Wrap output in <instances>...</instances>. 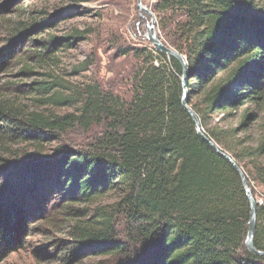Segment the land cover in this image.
<instances>
[{
    "label": "trees",
    "instance_id": "1",
    "mask_svg": "<svg viewBox=\"0 0 264 264\" xmlns=\"http://www.w3.org/2000/svg\"><path fill=\"white\" fill-rule=\"evenodd\" d=\"M153 12L165 42L186 60L188 103L202 129L248 183L264 186V128L258 137L241 135L259 115L246 109L238 127L208 128L217 111L227 118L247 103L264 108V0H156ZM34 23L12 19L5 40L14 42ZM14 49H0V70ZM153 51L141 53L131 100L96 86L77 98H56L55 91L47 99L75 110L46 115L0 98V262L24 246L34 214L51 196L59 195L72 223L87 216L76 203L117 192L113 204L74 221L69 232L77 243L92 242L124 263L264 264V255L246 247L251 204L239 171L198 135L183 107L180 60ZM95 125L103 131L90 151L63 146L59 159L44 153L46 143ZM22 143L35 148L7 146ZM257 204L254 245L264 252V202ZM65 248L69 257L79 246Z\"/></svg>",
    "mask_w": 264,
    "mask_h": 264
},
{
    "label": "rangeland",
    "instance_id": "2",
    "mask_svg": "<svg viewBox=\"0 0 264 264\" xmlns=\"http://www.w3.org/2000/svg\"><path fill=\"white\" fill-rule=\"evenodd\" d=\"M155 2L142 0L151 11ZM0 6L6 7L0 13V49L6 51L15 47L14 56L7 59L0 70L1 99H9L25 112L34 110L46 115H63L75 110V106L53 103L50 99L54 98L55 91L56 98H77L90 86H96L103 92L131 100L134 77L143 64L141 53L154 48L148 36L151 17L139 9L138 0H0ZM12 19L31 24L35 21L36 24L29 26L14 42H9L5 40L6 27ZM157 30L167 44L158 23ZM155 64L159 65L158 60ZM55 84L60 86L50 93L45 92L46 87ZM246 109L259 116L250 130L241 135L252 133L258 137L264 128V108L260 110L248 103L227 118L215 112L208 128L238 127ZM102 131V126L96 125L88 131L76 128L43 145V151L54 154L57 159L61 158L57 153L63 146L79 153L90 151ZM7 146L26 151L35 148L30 143ZM248 185L254 189L257 201L264 202V186L250 179ZM60 200L59 195L48 198V204L44 203L46 210L34 214L24 246L11 252L0 264L138 263L136 259L124 263L126 259L102 255L94 243L86 242L83 246L69 232L74 221L96 213L97 205L110 206L117 201V192L95 203H76L73 208L83 209L87 216L72 220V223L65 220V208L59 206ZM75 245L79 249L68 257L65 247Z\"/></svg>",
    "mask_w": 264,
    "mask_h": 264
},
{
    "label": "water",
    "instance_id": "3",
    "mask_svg": "<svg viewBox=\"0 0 264 264\" xmlns=\"http://www.w3.org/2000/svg\"><path fill=\"white\" fill-rule=\"evenodd\" d=\"M138 6L141 11H144L151 17V24L148 27V36L152 44L154 45V47L170 56L176 57L177 59L180 60V62L183 65L182 84H183L184 92H183V97H182V104L185 110L194 119L196 123L198 135L206 143H208L215 151H217L220 155H222L228 161H230V163H232V165H234L235 168L239 171L241 178H242L244 188L246 190V194L251 204V214H250V221H249V230H248V234L246 238V247L255 254L264 255V252L256 249L254 245V235H255V231L257 227V218H258V204H257L256 197L253 195L252 190L248 185L247 177L243 169L236 163L234 158H232V156L228 152L221 149L220 146L202 129V124H201V121L198 115L188 103V91H187L188 74L186 71L187 66H186V60L184 56L180 54L176 49L171 48L170 46H168L162 41V39L159 36L158 30H157V19L153 11L148 9V7L144 6L142 3V0H138Z\"/></svg>",
    "mask_w": 264,
    "mask_h": 264
},
{
    "label": "built area",
    "instance_id": "4",
    "mask_svg": "<svg viewBox=\"0 0 264 264\" xmlns=\"http://www.w3.org/2000/svg\"><path fill=\"white\" fill-rule=\"evenodd\" d=\"M156 64H158V63L156 62Z\"/></svg>",
    "mask_w": 264,
    "mask_h": 264
},
{
    "label": "bare ground",
    "instance_id": "5",
    "mask_svg": "<svg viewBox=\"0 0 264 264\" xmlns=\"http://www.w3.org/2000/svg\"><path fill=\"white\" fill-rule=\"evenodd\" d=\"M144 12V11H143Z\"/></svg>",
    "mask_w": 264,
    "mask_h": 264
}]
</instances>
